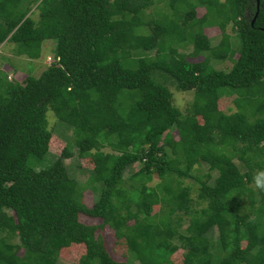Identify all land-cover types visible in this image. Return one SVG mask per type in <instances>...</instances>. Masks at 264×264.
Listing matches in <instances>:
<instances>
[{
    "label": "trees",
    "instance_id": "1",
    "mask_svg": "<svg viewBox=\"0 0 264 264\" xmlns=\"http://www.w3.org/2000/svg\"><path fill=\"white\" fill-rule=\"evenodd\" d=\"M255 12V0H0V44L32 61L55 43L37 77L0 70V264H58L70 246L69 264H264V0L251 24ZM167 83L192 92L185 113ZM73 147L91 161L81 182Z\"/></svg>",
    "mask_w": 264,
    "mask_h": 264
},
{
    "label": "rangeland",
    "instance_id": "2",
    "mask_svg": "<svg viewBox=\"0 0 264 264\" xmlns=\"http://www.w3.org/2000/svg\"><path fill=\"white\" fill-rule=\"evenodd\" d=\"M35 5H31L30 13L32 12L31 18L34 20H38V12L34 9ZM203 13V9H197L198 16H201ZM228 32L233 35L234 33L228 29ZM204 33L206 36L210 39L211 45H216L220 39V33L219 30L216 27L212 28H206L204 30ZM55 47V43L53 41H47L44 43L42 49H41V56L38 60H32V61H25V58L23 56L20 57V55L16 54V49H18L17 44L15 43H7L4 45L3 48H0V70L7 72L8 79L12 80L15 77L14 72L12 70H9V68H12L13 71H19V72H28L31 76L37 77L41 71H43L52 61H53V49ZM190 50L186 49L185 53H189ZM48 54V55H47ZM17 56H19L17 58ZM191 61H201L202 57H197L196 59H190ZM215 69H221V70H227L230 68L231 63L229 61L224 62H216L213 63ZM18 79V82L22 81L24 79V75H18L16 74V77ZM168 88L172 92L173 96V105L178 108L182 113H185L186 108L190 105L192 101V92H183V91H177L175 87L169 83H167ZM232 99V98H231ZM231 99H224L222 104L220 105L221 110L224 112H227L229 109L235 110L234 106L231 102ZM46 119L48 120V128L53 131L52 136L59 139H64L65 141H68L71 138V134L69 130H66L69 126L65 123L60 122L51 111L46 112ZM66 137V138H65ZM61 138V139H60ZM72 144V140H70ZM59 143V142H58ZM60 144V143H59ZM51 147V152L55 154V152H58L61 148V144L59 147ZM105 151H108V148H104ZM73 156L70 159L65 160V164L67 167L68 174L71 177L76 178L80 182L83 181L88 176V171L91 167V161L87 159H81L76 154V148H72ZM51 155H48L46 157L47 160H49ZM54 160V158H53ZM136 166H133V168L129 171L136 170ZM129 171L126 172V174H129ZM207 172V167L202 166L199 171H194L195 175L203 176ZM127 177V176H125ZM158 182V179L156 175L153 176V183L154 184ZM185 185H188L191 189V198L193 199L194 203L197 202V186L195 183H193L191 180H184L183 181ZM95 198L94 194L90 193L89 191L84 192V203L87 206H90L93 202V199ZM79 221L86 225H97L100 224V220L98 219H90L85 216H79ZM102 235L104 236V239L106 241V247L112 258L116 261H124V258L122 257V254L126 253L125 247L121 244V242H115L114 237L112 236V232L108 228H104L103 231H101ZM79 247L76 246H70L68 249H65L59 253V260L58 264H69L70 262H74L75 258L77 257V254H81L79 252ZM179 255V254H178ZM179 257V256H178Z\"/></svg>",
    "mask_w": 264,
    "mask_h": 264
},
{
    "label": "water",
    "instance_id": "3",
    "mask_svg": "<svg viewBox=\"0 0 264 264\" xmlns=\"http://www.w3.org/2000/svg\"><path fill=\"white\" fill-rule=\"evenodd\" d=\"M255 2H256V12H255V16H254V18L252 19L251 24H253V21H254L256 15H257V13H258V10H259V0H255Z\"/></svg>",
    "mask_w": 264,
    "mask_h": 264
},
{
    "label": "crops",
    "instance_id": "4",
    "mask_svg": "<svg viewBox=\"0 0 264 264\" xmlns=\"http://www.w3.org/2000/svg\"><path fill=\"white\" fill-rule=\"evenodd\" d=\"M7 43H9V42H3V43H1V44H0V48H3L4 45L7 44ZM17 58H18V57H17ZM25 61H28V60L25 59Z\"/></svg>",
    "mask_w": 264,
    "mask_h": 264
},
{
    "label": "clouds",
    "instance_id": "5",
    "mask_svg": "<svg viewBox=\"0 0 264 264\" xmlns=\"http://www.w3.org/2000/svg\"><path fill=\"white\" fill-rule=\"evenodd\" d=\"M258 186H260V185H258Z\"/></svg>",
    "mask_w": 264,
    "mask_h": 264
}]
</instances>
